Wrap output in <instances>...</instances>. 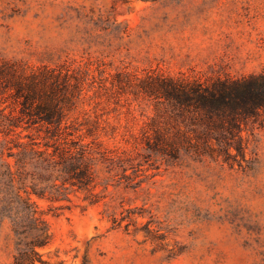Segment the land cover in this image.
I'll return each instance as SVG.
<instances>
[{
	"label": "rangeland",
	"instance_id": "rangeland-1",
	"mask_svg": "<svg viewBox=\"0 0 264 264\" xmlns=\"http://www.w3.org/2000/svg\"><path fill=\"white\" fill-rule=\"evenodd\" d=\"M0 60L85 61L97 80L85 109L97 111L108 132L99 140L133 160L131 179L109 178L119 168L99 173L109 186L98 204L76 199L58 210L59 204L35 198L51 235L37 249L40 259L264 264V115L244 131L241 167L165 157L147 150L142 130L156 116V102L134 84L135 75L206 80L262 72L264 0H0ZM117 76L126 84L113 88ZM15 255L16 237L5 219L0 264H14Z\"/></svg>",
	"mask_w": 264,
	"mask_h": 264
},
{
	"label": "trees",
	"instance_id": "trees-1",
	"mask_svg": "<svg viewBox=\"0 0 264 264\" xmlns=\"http://www.w3.org/2000/svg\"><path fill=\"white\" fill-rule=\"evenodd\" d=\"M116 78L113 88L126 84ZM96 82L85 61L52 66L0 60V222L12 224L14 264H48L37 249L47 247L51 235L35 198L59 204L58 210L76 199L95 205L109 186L100 172L119 168L109 178L131 179L129 152L106 148L99 140L108 134L102 117L85 109ZM134 84L156 102V116L142 130L149 152L231 167L247 162L243 134L264 115V70L206 80L135 75Z\"/></svg>",
	"mask_w": 264,
	"mask_h": 264
}]
</instances>
